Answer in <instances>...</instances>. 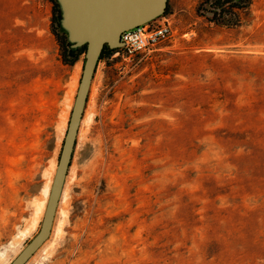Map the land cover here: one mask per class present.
Masks as SVG:
<instances>
[{
    "label": "rangeland",
    "instance_id": "rangeland-1",
    "mask_svg": "<svg viewBox=\"0 0 264 264\" xmlns=\"http://www.w3.org/2000/svg\"><path fill=\"white\" fill-rule=\"evenodd\" d=\"M208 2L169 0L174 37L100 60L52 234L26 264H264V0H232L228 24ZM58 14L0 0V264L40 230L83 73Z\"/></svg>",
    "mask_w": 264,
    "mask_h": 264
},
{
    "label": "water",
    "instance_id": "water-1",
    "mask_svg": "<svg viewBox=\"0 0 264 264\" xmlns=\"http://www.w3.org/2000/svg\"><path fill=\"white\" fill-rule=\"evenodd\" d=\"M169 0H55L57 25L75 54L86 46L83 73L39 232L10 264H26L50 238L73 161L92 83L105 46H122L121 33L165 14Z\"/></svg>",
    "mask_w": 264,
    "mask_h": 264
},
{
    "label": "built area",
    "instance_id": "built-area-1",
    "mask_svg": "<svg viewBox=\"0 0 264 264\" xmlns=\"http://www.w3.org/2000/svg\"><path fill=\"white\" fill-rule=\"evenodd\" d=\"M175 35V28L167 16H160L137 27L121 33L120 54L122 57H134L146 53L161 42L170 40Z\"/></svg>",
    "mask_w": 264,
    "mask_h": 264
},
{
    "label": "trees",
    "instance_id": "trees-1",
    "mask_svg": "<svg viewBox=\"0 0 264 264\" xmlns=\"http://www.w3.org/2000/svg\"><path fill=\"white\" fill-rule=\"evenodd\" d=\"M55 5L57 6V3L55 0H53ZM232 0H214V3L212 0L206 4L207 11L209 12L210 17L216 16L219 18L218 20L222 21V23L228 24L229 22H232L234 19V12L232 10H229L225 8L224 6L228 3H231ZM236 5H240V3L234 4L233 7ZM167 13V10L165 14ZM64 35V33H62ZM59 38L61 39L62 45L64 47V57L67 63L73 64L76 62L79 57L86 51V46L82 47L78 52L75 54H71L68 50L67 44H65L64 36L61 34H57ZM116 51H120V49H111L108 46H105L101 59L105 58L106 56H109L113 54Z\"/></svg>",
    "mask_w": 264,
    "mask_h": 264
},
{
    "label": "bare ground",
    "instance_id": "bare-ground-1",
    "mask_svg": "<svg viewBox=\"0 0 264 264\" xmlns=\"http://www.w3.org/2000/svg\"><path fill=\"white\" fill-rule=\"evenodd\" d=\"M46 188V187H45ZM47 194L49 193V186L46 188V191H45ZM46 199L44 198V199H41L38 203H36V217L37 216H40V215H38V214H40L41 212H43L45 209H46ZM37 218H35V220H36ZM33 220H34V218H33ZM33 220H32V222H33ZM34 220V222L36 223L37 222V220L35 221ZM35 223H34V225H35ZM25 232H27V231H23V234H25Z\"/></svg>",
    "mask_w": 264,
    "mask_h": 264
}]
</instances>
